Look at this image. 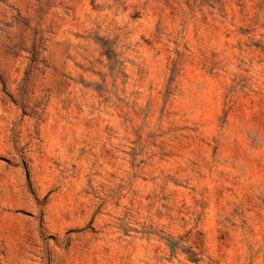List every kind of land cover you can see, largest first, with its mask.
<instances>
[{"label":"rangeland","instance_id":"obj_1","mask_svg":"<svg viewBox=\"0 0 264 264\" xmlns=\"http://www.w3.org/2000/svg\"><path fill=\"white\" fill-rule=\"evenodd\" d=\"M0 264H264V0H0Z\"/></svg>","mask_w":264,"mask_h":264}]
</instances>
